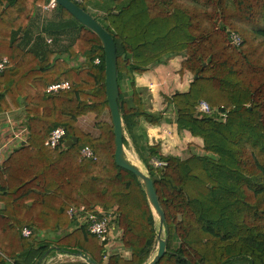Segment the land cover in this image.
<instances>
[{
	"label": "trees",
	"instance_id": "16d2710c",
	"mask_svg": "<svg viewBox=\"0 0 264 264\" xmlns=\"http://www.w3.org/2000/svg\"><path fill=\"white\" fill-rule=\"evenodd\" d=\"M46 2L0 0V59L9 61L0 73V113L24 107L29 130L26 144L0 165V264H42L47 252L46 258L81 252L97 264H146L158 246L155 214L142 180L115 160L112 118L103 119L110 114L104 44L60 5L35 36L33 20ZM75 3L115 42L123 144L127 135L165 215L166 252L156 264H264V0ZM229 31L239 34L240 46L230 44ZM171 56L180 57L178 72L191 76L187 91L166 96L178 129L196 140L183 159L148 145L142 124L159 126L165 117L145 106L134 79ZM62 81L70 87L45 92ZM201 100L219 112L196 113ZM88 114L97 135L78 125ZM57 126L65 130L64 147L52 149L44 142ZM84 146L95 159L80 157ZM151 157L167 165L154 168ZM70 206L118 213L130 256L113 253L105 263L104 247L85 225L75 227ZM24 227L55 236L24 237Z\"/></svg>",
	"mask_w": 264,
	"mask_h": 264
},
{
	"label": "built area",
	"instance_id": "2783aa9c",
	"mask_svg": "<svg viewBox=\"0 0 264 264\" xmlns=\"http://www.w3.org/2000/svg\"><path fill=\"white\" fill-rule=\"evenodd\" d=\"M75 2H82L83 0H72ZM57 2L55 0H47L46 3L40 6V13H48L57 8ZM229 42L233 46H240L242 43V39L236 32L229 31ZM50 37H45V41L47 43L51 42ZM99 60L96 59L95 63H98ZM9 65V61L7 57H3L0 59V73L7 69ZM70 87V84L67 81H62L58 83H52L47 85L45 92L47 94H52L59 92L61 90H66ZM150 88H154V84H150ZM213 112H219L218 109H213L210 105L201 100L197 107L196 113L198 114H212ZM223 120H225V115L220 113ZM0 135V157L3 153V150L10 149L12 150L15 147H20L23 143L26 144L29 130L26 123V118L23 119H15L13 115H6V123L4 127L1 129ZM64 136L65 130L61 126H57L52 129L44 142V145L50 147L52 149H56L59 147H64ZM7 150V151H8ZM80 157L82 159H95L94 151L88 147L84 146L80 149ZM150 164L154 168H162L167 165L165 160H162L158 157H151ZM67 215L70 218H73L76 221V226L85 225L87 227L88 232L95 236L99 243L104 247L105 250V263L107 258L111 253V249L117 248L118 250L114 253L121 254L123 257L128 258L131 254L130 249L124 250V241L123 239H130V235L124 233V230L119 226V215L115 211L111 209H104L102 207H96L93 210L89 211L84 206H70L67 210ZM22 236L24 237H41L44 233L36 234L32 229L28 227H24L21 231ZM51 235V234H49ZM54 235V234H53ZM48 236V235H47ZM46 236V237H47ZM51 237V236H49ZM107 251H109L107 253ZM0 256H4L0 251ZM75 258H79L85 260L83 257L79 255H71L67 253H56L53 256L47 257L42 264H51L57 261L64 260H74ZM10 264H13L11 260L8 259Z\"/></svg>",
	"mask_w": 264,
	"mask_h": 264
},
{
	"label": "crops",
	"instance_id": "0c3cea01",
	"mask_svg": "<svg viewBox=\"0 0 264 264\" xmlns=\"http://www.w3.org/2000/svg\"><path fill=\"white\" fill-rule=\"evenodd\" d=\"M90 7L92 6L90 5L89 9ZM92 10H97V9L92 7ZM89 12L91 13V11ZM43 23L41 24V26L43 25ZM179 63H180V57L171 56L165 59L164 61H162L161 63L151 64L148 67L147 71L141 74H135L134 76L135 82L139 87V89L142 90V92L143 90H145V88H148L150 84L155 85L154 87L155 90L153 94H151V105L153 107L151 111L158 110V112H163L164 117L166 114H170V111H172V108L170 107V105H168L166 101V96H169L176 91L185 92L188 90L189 87L191 76L188 73L181 75L178 72ZM7 114L13 115L14 118L17 120L21 118L25 119L24 107L12 106L11 109L0 113V131L6 123ZM110 117L111 116L109 112L105 111L103 114V119L106 121H110L111 120ZM92 119H95V116L93 114H88L87 116L79 118L78 125L83 131L90 133L92 135H97V131L93 127L94 122L92 123ZM167 123H168L167 121H165V123L162 122L159 126H150L148 124L147 126H144V124H142L141 131H143L144 134L146 135L145 138L148 142V145H159L163 154L169 155L171 153H174L177 150L176 148L179 147L178 143L176 142L177 138L181 137L182 135H185L186 137H183L182 139H180V141L185 139L188 145L190 146V148L192 149L193 144L191 143L196 142V140L193 139L187 132L181 130H179L180 135L176 136L177 138L175 137L176 140L172 138L173 141L170 144L167 143L166 140H168V137H166V135H168L169 131L171 133L168 136H171L172 134L174 135V131L176 130L175 126H172L171 124H167ZM158 129H161L162 133H158L157 131ZM126 139L128 141V145L123 144V151L121 157L124 161L131 163L129 156L132 155L128 152L127 148L133 149L134 152H136V150L132 144L131 139L129 137ZM163 139L165 140L163 141ZM18 148L19 147H15L12 150L10 149L3 150V153L0 157V165L8 157L9 154H11L14 150ZM138 159H140L139 155H138Z\"/></svg>",
	"mask_w": 264,
	"mask_h": 264
},
{
	"label": "water",
	"instance_id": "95a60500",
	"mask_svg": "<svg viewBox=\"0 0 264 264\" xmlns=\"http://www.w3.org/2000/svg\"><path fill=\"white\" fill-rule=\"evenodd\" d=\"M58 5L66 9L79 23L92 29L101 38L104 44L105 54V86L106 95L108 100L109 111L112 118L115 135V160L120 166L134 172L143 182L146 195L149 203L153 209L154 214L157 215L160 227L157 229V240L158 246L155 255L146 264H156L158 260L165 254L167 238H162V226L165 223V215L160 206L156 190L153 185L152 179L145 173L141 172L132 164L124 161L121 157L123 151V128L120 112L118 108L117 97L115 94L117 81L115 76V57H116V46L111 35L104 29V27L98 23L89 13L80 8L72 0H55ZM6 5V4H5ZM77 141L74 137L68 141L65 146H72ZM25 144V143H23ZM48 252L42 257L46 259ZM77 255L83 257L89 264H97L93 261L88 254L78 253Z\"/></svg>",
	"mask_w": 264,
	"mask_h": 264
},
{
	"label": "rangeland",
	"instance_id": "374dc122",
	"mask_svg": "<svg viewBox=\"0 0 264 264\" xmlns=\"http://www.w3.org/2000/svg\"><path fill=\"white\" fill-rule=\"evenodd\" d=\"M91 11V13H93L95 16H98L99 18L101 17L102 13L100 10H92V7H90L89 9ZM55 10L51 11V12H48V13H40L39 11L37 12V14L35 15L34 17V20H33V34L36 36L38 35V33L40 34V27H41V24L45 21V20H49L52 15H53V12ZM45 37H49L47 35H43V38L45 40ZM51 38V37H50ZM68 39L67 38H63V42H66ZM52 41V40H51ZM47 43V42H46ZM48 45H51L52 42L50 43H47ZM154 88H145V90H143L142 92V97L144 99V102H145V106L151 111L153 109L152 105H151V94H153L154 92ZM168 103V102H167ZM153 113H158V110H155V111H151ZM165 121H167L168 123L167 124H171L172 126H175L176 130L174 131V135L172 134L171 136H168L171 132L169 131L168 135H166V137H168V140L167 143H171L173 141V139L176 140V136H179L180 135V131L176 125V123L174 122V115H173V111H170V114H166L165 115V120L163 121V123H165ZM94 122L93 124V127L94 129L97 131V128L95 126V122L96 120L95 119H92V123ZM144 126H147L146 123H143ZM158 133H162L161 129H158L157 130ZM177 134V135H176ZM170 137V138H169ZM176 137V138H175ZM183 137H186L185 135H182L181 137L177 138L176 142L178 143L179 147H177L176 151L174 152L175 155H177L178 157L180 158H186L187 156H189L190 154L193 153L192 149L190 148V146L188 145V143L186 142L185 139H183L182 141H180V139H182ZM126 138H128V136L126 135ZM173 138V139H172ZM165 139H163L164 141ZM179 141V142H178ZM181 142V143H180ZM183 143V144H182ZM128 145V141H127V144ZM128 152L132 155V156H129V159H130V164H132L133 166L139 168V170L145 174H147V168L146 166L143 164V162L138 159V153L137 152H134L133 149H129L127 148ZM174 153H171L174 155ZM128 154V155H130ZM137 154V155H136ZM155 220H156V226H157V229L160 227V224H159V220H158V217L157 215L155 214ZM128 235H130L129 233H127ZM41 237H46L47 235L46 234H43V235H40ZM48 236H51V238H54L55 235L51 234V235H48ZM161 236L162 238L166 237L165 235V231H164V228L162 227V233H161ZM122 241H124V250H127L129 249L127 244H128V241L127 239H123ZM118 249L117 248H113L111 249V253H114L116 252ZM109 251H107L108 253ZM156 253V252H155ZM154 253V255H155ZM106 255V253H105ZM153 255V256H154ZM236 264H245V263H236Z\"/></svg>",
	"mask_w": 264,
	"mask_h": 264
}]
</instances>
